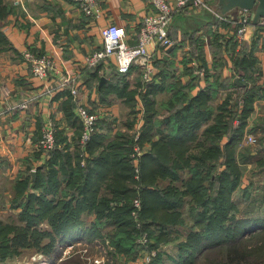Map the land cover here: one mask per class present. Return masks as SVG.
<instances>
[{"label": "trees", "instance_id": "trees-1", "mask_svg": "<svg viewBox=\"0 0 264 264\" xmlns=\"http://www.w3.org/2000/svg\"><path fill=\"white\" fill-rule=\"evenodd\" d=\"M3 4L0 0L1 18L6 15ZM191 43L189 66L197 52L204 56L203 44L194 37ZM183 46L180 41L170 51L172 56ZM244 61L235 63L248 70ZM174 64L170 59L164 64L168 87L150 84L146 93L130 90L127 78L118 75L99 89L102 102L114 94L135 116L127 130H119L111 139L106 132L116 121L100 119L87 145L81 146L83 124L73 102L68 103L67 116L76 133L69 137L67 130H59L57 147L36 170V179L30 174L17 181L13 204L22 211L0 219V264L31 250L53 259L61 244L83 237L89 242L109 238L118 253L135 260L143 251L137 241L145 232H149V250L172 244L179 248L177 258L161 251L150 264H264V218H239L234 199L244 177L238 148L254 100L260 96L246 81L250 75L239 69L241 79L245 77L239 98L229 96L217 112L212 101L226 86L219 80L224 59L214 62L213 81L194 97L190 94L195 85L179 81L176 70H171ZM89 71L92 83L101 82L99 68ZM164 88L172 91V97L166 103L167 116L160 118L153 96ZM138 96L146 101L147 116L137 141L130 130L136 123ZM146 143L148 150L143 148ZM137 145L143 151L138 179L133 157ZM136 197L143 206L141 226L132 214ZM86 216L94 219L88 221ZM187 219L192 220L189 226ZM214 250L216 256L209 257ZM202 254L207 257L201 262ZM70 260L65 264H76V258Z\"/></svg>", "mask_w": 264, "mask_h": 264}, {"label": "crops", "instance_id": "crops-1", "mask_svg": "<svg viewBox=\"0 0 264 264\" xmlns=\"http://www.w3.org/2000/svg\"><path fill=\"white\" fill-rule=\"evenodd\" d=\"M169 1L173 5L176 4V0ZM207 1L216 10L217 0ZM3 6L6 15L4 18L0 17V32L3 35L0 40V214L8 219L22 211V207H15L13 204L17 194L15 187L17 181L25 179L30 174L34 181L37 176L36 170L47 163V158L38 145L43 132L49 126V121L55 120L59 130H67L69 137H73L76 131L66 111L70 101L73 102L75 115L81 119L71 90L67 88L61 91L54 88L53 84L44 83L34 76L24 53L31 51L37 56H51L63 73L75 77L82 106L89 113L96 115L98 120L116 121L113 128L106 132L107 138L111 139L119 130H127L128 121L134 120L135 116L131 115V108L124 100L114 94L110 96L108 102L101 101L99 89L121 75L116 69L115 59L97 67L102 80L94 84L91 82L92 71L89 70L97 68H88L86 57L104 48L105 42L101 35L103 28L113 23L124 26L129 33L135 34L143 18L153 11V5L151 0H101L102 15L94 21L88 19L79 5L72 0H4ZM236 11L229 14L232 19L230 22H221L213 11L207 9H190L176 13L171 34L179 42L182 41L184 46L178 50L176 56L174 54L172 56L169 51L150 47L151 50L156 51L152 61L154 69L152 84L160 87L169 86V83H165L163 79V71L165 61L170 59L175 63L171 70H176L178 80L195 85L190 94L194 97L208 86L209 81H213L210 69L214 62L217 59H224L223 69L219 71L222 77L220 76L219 80L221 85L226 86L220 88L212 101V105L219 112V106L229 96L238 99L244 88L245 77L242 79L240 77V71L244 69H241L235 61L245 59L244 62L249 64V68L244 71L250 75V80L246 78V81L260 98L254 100L242 141L246 136L253 135L258 142L252 146L263 150L264 28L252 24L246 41L243 44L239 43L235 37L240 11ZM192 37L204 47V56L201 52H197L198 61L206 69L204 77L195 71L192 73V64L189 66ZM143 72V66L135 64L130 73L123 75L127 78L130 90L137 89L146 93L150 84L144 90ZM237 78L244 85L235 83ZM171 97L172 91L167 88L153 96L156 101L155 110L158 111L160 118L167 116L166 103ZM25 102L29 103L27 108L22 107ZM145 103V99L138 96L136 123L130 130L135 136L138 130L142 132L145 124L147 116ZM80 121L83 124L84 134L85 126L82 119ZM158 137L156 130V138ZM149 147L150 143H146L143 148L148 150ZM256 183L254 177H244L241 189L235 194L237 205L241 193L244 197L252 194L255 187L253 185ZM31 191L33 192L34 189L31 188ZM236 196L239 198L236 199ZM238 208L240 210L239 206ZM160 250L169 257L179 255L176 244L166 245ZM137 261L136 264H140ZM4 264L17 263L13 259Z\"/></svg>", "mask_w": 264, "mask_h": 264}, {"label": "built area", "instance_id": "built-area-1", "mask_svg": "<svg viewBox=\"0 0 264 264\" xmlns=\"http://www.w3.org/2000/svg\"><path fill=\"white\" fill-rule=\"evenodd\" d=\"M72 1L77 3L85 16L92 21L97 20L102 15L101 0ZM151 3L153 5V11L143 18L140 28L135 34L129 33L126 27L113 23L102 29L101 35L104 39L105 46L103 49L86 57V65L88 68H97L102 63L113 61V59H115L118 73L126 75L130 73L135 64H141L144 68V90H146L148 85L153 83L152 74L154 69L152 67V61L155 58L154 55L156 53V51L151 50L150 47H155L156 49L160 48L163 51L170 52L175 47L180 46V42L171 34L173 18L176 13L188 11L190 9H207L213 11L221 22H230V20H232L229 14L224 15L214 10L207 0H176L175 5L170 3L169 0H151ZM251 16L252 13L250 11L240 9L239 23L235 37L239 43L243 44L246 41L247 35L252 26V23L250 22ZM256 27L264 28V18L260 19ZM24 57L31 65L34 76L42 80L44 83H49L50 85L53 84L54 88H58L61 91L66 90L67 88L71 90L77 104L78 115L81 117L85 126V133L81 138L80 144L83 147L86 146L95 131L98 117L89 113L86 108L82 106L81 94L77 87L78 85L76 84L77 79L63 73L59 69L55 59L51 56H37L31 51H26ZM192 66L198 75L201 77L206 76V69L201 65L198 59H193ZM49 88L54 90L52 87ZM28 105L29 103L25 102L22 107L27 108ZM48 125L49 126L43 132L38 145L40 151H42L47 159L50 157V152L57 147L56 135L59 130L57 122L53 119L49 121ZM140 133V130L136 133L135 139L137 141L140 138ZM247 140L251 145H255L258 142V139L253 135H248ZM142 154L143 151L141 147L137 145L133 157L135 158L138 178L140 177V158ZM86 155L87 153L84 152L83 156ZM82 163H85V159ZM134 207L135 211L140 214L142 204L139 197L135 199ZM138 226H141L140 222H138ZM148 241H150V239L148 240L147 236H145L143 243ZM64 244L59 246L58 254L55 258L50 259L43 253H38L37 257H33V262H39L38 264H59L60 261L64 260V255L71 253V251H68L67 253L64 250ZM157 254V251H149L146 247L142 253L143 257L141 259L144 264H150L153 261V257L157 256ZM90 261L93 264H104L105 262L102 259L96 258L90 259ZM130 264L135 263L130 262Z\"/></svg>", "mask_w": 264, "mask_h": 264}, {"label": "rangeland", "instance_id": "rangeland-1", "mask_svg": "<svg viewBox=\"0 0 264 264\" xmlns=\"http://www.w3.org/2000/svg\"><path fill=\"white\" fill-rule=\"evenodd\" d=\"M238 11L240 10H237L236 12ZM184 15H187V14H184ZM174 19H175V16L173 18V22H174ZM237 157H238L240 166L242 168V171L244 173V177L245 176L254 177V183L257 182L256 184L253 185L255 187H254V190L252 191V194L245 195V197L243 193H241L242 195L240 194L241 195V198L239 200L240 202H238L239 205H237L240 207V210L238 211V217L239 218L263 219L264 218V165H263L264 163H262V161H264V149L262 150L260 148L252 146L251 143H249V141L247 140V136H246L245 140L242 141V143L239 145ZM250 160L251 162H249ZM135 172H136L135 178L138 179L136 166H135ZM238 198L239 196L238 197L236 196V199ZM234 199H235V196H234ZM186 205L187 206L185 207V209L187 211V209L189 208L188 207L189 203H187ZM135 212L136 211L134 210L132 214L135 217V220L137 221V224H138V222H140V214H138V212L136 213ZM185 216L188 217V214L187 215L185 214ZM5 217L3 214H0V219L6 220L7 218ZM85 219L88 221H92L94 217L86 216ZM187 221H188L187 226H189L192 223V220L187 219ZM179 228H182V231H183V227H179ZM145 236H147L148 240L150 239L149 232H145L139 237L137 241L139 245L142 247L143 251L146 249V247L149 250V241L146 243H143ZM63 246H65L64 250L67 253L68 251H71V253L64 255L65 256V258H63L64 260L60 261L59 264H65L67 260H70L73 258H76V264H93L90 261V259H93V258L104 260L105 261L104 264H130V262H134L136 264L137 260H138L137 261L138 263L140 262V264H144L143 260L141 259L143 257L142 256L143 251L139 253L138 258H136L135 260H131V258H128V256L123 255L122 253H118V251L116 250V247L114 246L111 239L109 238L104 239V242L101 239H97V240H94L93 242H89L86 240V238L83 237L72 243L68 241ZM160 249L149 250L152 252L153 251L158 252L157 256L153 257V259L158 257L159 253L161 252ZM37 254L38 252L33 251V250L26 251L22 253L21 255H19L18 257H15L14 261L17 264H38L39 262L31 261L32 257H37ZM208 256L211 258H214L216 256L215 250L211 251ZM201 257L203 259L201 260L202 262L205 260V257L207 256L206 254H202Z\"/></svg>", "mask_w": 264, "mask_h": 264}, {"label": "water", "instance_id": "water-1", "mask_svg": "<svg viewBox=\"0 0 264 264\" xmlns=\"http://www.w3.org/2000/svg\"><path fill=\"white\" fill-rule=\"evenodd\" d=\"M215 7L219 13L224 15L240 9L248 10L252 13L250 22L254 25H258L260 19L264 18V0H217ZM235 83L244 85L239 78L235 80Z\"/></svg>", "mask_w": 264, "mask_h": 264}]
</instances>
